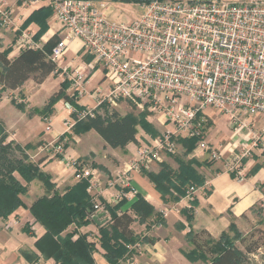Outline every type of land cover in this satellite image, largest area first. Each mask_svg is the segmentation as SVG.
Listing matches in <instances>:
<instances>
[{
    "label": "built area",
    "instance_id": "obj_1",
    "mask_svg": "<svg viewBox=\"0 0 264 264\" xmlns=\"http://www.w3.org/2000/svg\"><path fill=\"white\" fill-rule=\"evenodd\" d=\"M28 6H48L52 19L63 38L52 47L49 58L61 67L68 41L79 40L81 50L92 56V64L103 71L106 89L95 90L99 104L115 106L126 101L140 112L154 116L164 130L148 144L136 150L126 171L119 172L110 186L122 188L117 201L135 195L130 188L128 172L148 168L161 155H176L178 140L194 139L192 158L208 152L209 159L220 161L226 152L232 155L228 169L242 181L240 161L253 148L264 153L262 134L253 130L250 120L264 115V0H153L143 6L141 15L132 22H112L104 14L105 4L94 0H19ZM8 0H0V27L19 31L17 49H40L29 31L15 27L6 10ZM78 66L67 78L71 89L86 94V69ZM67 74L68 70L62 68ZM61 108L81 120L93 113L88 107L76 110L66 101ZM214 109L227 117L232 136L216 151L207 141V110ZM49 131V120L45 119ZM70 119L65 127H71ZM63 155V145L48 143L43 149ZM77 177L88 182L94 210L102 188L94 170L71 161ZM117 179V180H116ZM129 188L127 192L124 189ZM196 187L190 186L185 197L192 200ZM163 216L168 209L161 211ZM17 225L7 222L6 227ZM128 251L140 250V244L125 245Z\"/></svg>",
    "mask_w": 264,
    "mask_h": 264
},
{
    "label": "crops",
    "instance_id": "obj_2",
    "mask_svg": "<svg viewBox=\"0 0 264 264\" xmlns=\"http://www.w3.org/2000/svg\"><path fill=\"white\" fill-rule=\"evenodd\" d=\"M39 7L41 6L18 7L16 15L23 17L19 24L14 23L15 26L18 25L20 29L23 21ZM47 25V31L35 40L41 45L54 35H57L59 39L63 38V33L58 31L52 15L48 18ZM0 28L2 29L0 43L6 44L5 47L0 45V51L10 49L7 56L11 59L21 50L15 46L19 31L13 30L12 38L10 42H7V30ZM37 29L38 27L32 23L25 31H29L34 39ZM85 55L79 40L68 41V50L60 63L62 68L68 70L67 74L62 68H58L56 73L49 75L41 84L30 83L28 80L13 91L5 90L0 86L2 90L0 126L7 135L6 142H14L20 146L30 145L27 152L33 161L40 155L36 160L39 161V169L50 176L55 189L60 192L81 180L77 179V170L71 166L72 160H77L86 168L94 170L102 188L101 192L95 196L99 207L94 210L92 221L76 229V235L73 238L86 234L87 240L95 244V251L92 254L94 264H109L104 257V251L99 246V227L110 226L111 214L105 205L113 207L120 202L121 200L117 201L115 196L122 189L119 183L110 186L109 182L115 180L117 173L128 169L130 162L135 158L137 148L148 144L151 136L144 129L137 127L136 143H129L124 149L111 148L93 130L77 135L72 133L71 127L78 121L73 113L62 110L61 100L51 107L50 113L46 116L32 112L33 109H42L54 91L56 92L61 84L67 81L69 83L65 92L74 97L75 104L81 110L88 107L96 114L106 116L105 109L112 108L120 115L127 114L120 110L122 102L115 106L98 105L95 90L106 89L108 84L105 81L100 82L103 77L102 68L93 65L91 60H86ZM78 66L92 67L86 69V94L82 97L76 95L71 89V82L67 78ZM209 110H207L208 118L211 113ZM45 119L50 122L49 131L45 129ZM66 119L72 121L69 129H66L64 125ZM9 123H11L10 127H8ZM250 125L253 130L262 134L264 142V115L252 118ZM227 126L230 133L227 132L222 136L216 121H212L210 126L207 125V141L211 149L219 151L227 146L233 133L228 120ZM52 142L63 145V155L57 154L50 148L43 149ZM171 156L173 155L162 154L161 160L152 163L146 170L156 173L163 162L175 169L176 164ZM186 158L192 157L188 155ZM232 158L229 152L216 162L209 159L208 152L201 157L193 158L200 164L195 169L202 176L203 183L199 186L192 185L197 191L191 201L185 197L186 193L177 202L169 200L167 196L162 199L153 183L141 171L128 172L130 188L134 189L135 195L129 194L123 198L124 201L115 207L113 212L116 216L126 213L133 219L130 229L134 241L128 245L139 243L140 250L126 249V253L117 264H207V259L204 261L194 250L191 243L192 235L205 232L208 238L216 241L222 233L230 234L229 227L232 223L241 232V228L252 220L255 211L259 208L264 209V153L253 148L250 156L240 161V170L244 174L242 181H237L235 173L228 169L232 165ZM34 182L39 185L37 186L39 190L31 195L28 186L26 194L28 197L22 198L27 206L45 194L39 181L29 184L32 185ZM128 189H124L125 192ZM138 198L151 209L147 210L149 213L143 211V217L138 216L134 210V205H141L137 203ZM165 208L168 209V214L163 216L161 211ZM12 220L16 221L17 225L7 228V222ZM24 228H27L29 233L25 232ZM43 233V227L25 208H18L5 220L0 219V264H57L51 258L36 256L30 260L24 254L27 252L28 255H35L34 243ZM201 238L204 239L206 236L203 235Z\"/></svg>",
    "mask_w": 264,
    "mask_h": 264
},
{
    "label": "trees",
    "instance_id": "obj_3",
    "mask_svg": "<svg viewBox=\"0 0 264 264\" xmlns=\"http://www.w3.org/2000/svg\"><path fill=\"white\" fill-rule=\"evenodd\" d=\"M111 1L119 4L141 5L153 0ZM51 14L52 11L48 6L39 7L23 21L20 30H25L34 23L38 27L34 40H38L47 31V20ZM58 41V36L54 35L42 45V48L22 49L11 59L7 56L10 49L0 51V86L5 90L13 91L28 80L41 84L49 75L56 73V64L49 58V55ZM68 83L67 81L62 83L60 88L48 98L42 109H33L32 112L46 116L59 100L69 102L76 110H81L75 104L74 97L65 92ZM20 108L23 107L20 105ZM105 111L106 116L95 112L92 115L87 114L71 127L72 133L77 135L93 130L106 145L119 149H124L129 143L137 142L138 124L148 132L151 138L158 135L149 133L150 126L143 120V117L138 123L130 114L120 115L112 108L110 110L106 108ZM144 113L142 115H145ZM6 138L7 135L0 126V219L5 220L18 208H25L44 229L43 235L34 243L36 253H33L35 255H28L27 252L24 254L30 260L41 256L51 258L57 264H94L92 254L95 251V244L87 240L86 234L73 238L76 235V229L88 225L94 217H92L93 204L87 192V180L81 179L62 192L56 190L50 176L39 169V161L28 160L27 163H23L22 157L30 145L20 146L14 142H6ZM178 143L180 153L171 156L176 164L175 169L163 162L156 173L146 169L140 170L153 183L162 199L167 196L173 202L179 201L188 187L199 186L203 183L202 176L195 169L200 164L193 158H186L193 150L195 140L182 139L178 140ZM11 145H14L18 153L23 155L21 158L12 153ZM24 158L27 159V157ZM203 165L208 164L203 163ZM20 180L26 185L33 180L39 181L45 194L38 197L30 206L25 205L22 196L26 194L27 186ZM123 201L121 200L113 207L105 205L111 214L112 222L109 227H99V246L104 251V257L109 264H117L126 253L125 244L134 241L130 229L133 219L126 213L116 216L113 212L114 208ZM137 203L141 204L134 205L138 216L143 217V211L149 213L148 211L151 210L140 198L137 199ZM71 226L73 228H70ZM23 230L29 233L27 228ZM229 232L234 233L233 237L238 240L242 249L234 244L235 238L232 239L229 233H222L218 240L213 241L205 232H200L191 236V243L198 256L204 261L207 259V264H244L245 256L254 254L261 248L260 241L264 239V234L261 235L260 240L246 242V239L239 235L233 223L229 227ZM203 235L206 238H201Z\"/></svg>",
    "mask_w": 264,
    "mask_h": 264
},
{
    "label": "rangeland",
    "instance_id": "obj_4",
    "mask_svg": "<svg viewBox=\"0 0 264 264\" xmlns=\"http://www.w3.org/2000/svg\"><path fill=\"white\" fill-rule=\"evenodd\" d=\"M95 1L105 4L106 8L104 9V14L108 20H110L112 22H124V23L132 22L133 20L137 19L141 15V13L143 12V6L145 5V4L139 5V4H131V3L130 4H119V3H114L111 0H95ZM225 1H229V2L241 1V2H243L246 0H225ZM7 5L8 6L6 7V10L11 12L10 18H11L12 22L14 21L13 23L16 22L17 24H19V21L23 16L22 15L17 16L16 10L18 7L24 6L26 8L28 5L20 3L19 0H8ZM15 27H18V25H16ZM13 30H15L14 27H13V29H11V31L6 32V34H8L7 35V42H10V40L12 38L11 34H12ZM0 31H2L1 28H0ZM63 36H64V34H63ZM0 45L2 47H5L6 44L4 42V44L0 43ZM85 58H86V60H90L91 56L89 54H86ZM102 81H103V77L100 80V82H102ZM29 82L34 83L32 80H29ZM34 84H36V83H34ZM1 92H2V90H0V93ZM0 97H1V95H0ZM121 102H118L117 104L121 103L120 110L123 113H127L128 115L129 114L132 115L138 121V123H139L140 119L143 117V120H145L146 123L150 126L149 133L159 134L161 131L164 130L162 127L160 128L157 125V123L155 122L154 116H151L148 113L140 112L134 105H131L130 103H128L126 101H121ZM209 112H211V113L209 115V118L207 117L208 118V124L207 125L210 126V125H212V121H216L218 123L219 133L221 131L222 136H224L227 132L230 133L228 126H227V120H228L227 117L224 116L223 114L219 113L218 111L214 110V109H210ZM142 113H144L145 115H142ZM8 117H9V115H8ZM10 125H11V123H9L8 127H10ZM137 127H138V129L141 128L140 124H138ZM10 148H11L10 150L12 151V153L15 156H17L18 158H21V156H23L22 154L18 153V151L14 148V145H11ZM39 156L40 155H38L34 161H36L37 158H39ZM24 157H27V159H25ZM22 159H23L22 160L23 163H27L28 160L34 162L30 158V156L28 155L27 150L25 151ZM77 179H79V178H77ZM33 181H36V180H33ZM22 184L26 185L25 182L24 183L22 182ZM28 184L26 185L27 186L26 188L28 191V186H29L31 195L35 194L39 190V188L37 187L39 185L36 182H34L32 185H30V184L28 185ZM26 194H27V192H26ZM26 194L23 195L25 198L28 197V195H26ZM23 196H22V198H23ZM263 220H264V209L259 208L258 210L255 211V215L252 216V220H249L248 223L243 228H241V232L238 231L239 235H241L242 238H245L246 242L260 240L261 235L264 234V222H263ZM229 235L232 239L235 238V237H233L234 236L233 232L230 233ZM233 242L238 248L242 249V246L239 244V242L236 238ZM263 242H264V239H261V241H260V244H262L261 248L257 252L254 253L257 256H255V257H251L250 255L245 256L246 262L244 264H264V243Z\"/></svg>",
    "mask_w": 264,
    "mask_h": 264
},
{
    "label": "water",
    "instance_id": "obj_5",
    "mask_svg": "<svg viewBox=\"0 0 264 264\" xmlns=\"http://www.w3.org/2000/svg\"><path fill=\"white\" fill-rule=\"evenodd\" d=\"M94 219H96V218H94Z\"/></svg>",
    "mask_w": 264,
    "mask_h": 264
}]
</instances>
